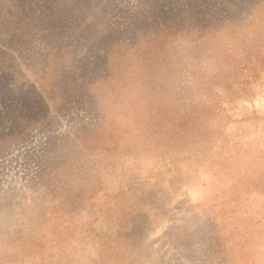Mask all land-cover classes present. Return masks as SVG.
<instances>
[{
    "label": "rangeland",
    "instance_id": "1",
    "mask_svg": "<svg viewBox=\"0 0 264 264\" xmlns=\"http://www.w3.org/2000/svg\"><path fill=\"white\" fill-rule=\"evenodd\" d=\"M55 3L0 0V264H264V0ZM195 11L205 46L145 36ZM159 41L206 70L205 145L140 96Z\"/></svg>",
    "mask_w": 264,
    "mask_h": 264
},
{
    "label": "trees",
    "instance_id": "2",
    "mask_svg": "<svg viewBox=\"0 0 264 264\" xmlns=\"http://www.w3.org/2000/svg\"><path fill=\"white\" fill-rule=\"evenodd\" d=\"M51 1V0H50ZM91 0H55V4L57 7L53 8V14L58 15L59 17L65 18V20H69L70 22L74 21L75 18H79L77 15V10L84 12L85 5ZM197 14L190 17H186L181 23H177L175 17L168 19L164 23H156L155 31L145 33V36H153L156 38H164L168 32H172L174 28L183 27L186 29L185 31H178L176 35L173 37V40L184 39L188 42H202L204 46L208 42L214 28L220 27L222 24V19L218 18L217 21L220 23H211L214 18V12H208L205 15L201 11H195ZM225 22L229 21L234 24L232 19L229 17H225ZM180 28V29H183ZM214 30L215 32L217 30ZM144 34V33H143ZM165 40V38H164ZM123 42H127L126 39H122ZM157 41V40H156ZM119 40L116 41L118 43ZM158 49L154 51L160 52L158 54L161 62L158 64L160 70V74L156 77L150 74V72L146 71V75L144 76V83L146 84V88L143 93H140L141 98L145 101L147 98L150 103L154 102V99L158 101V104L154 105L158 109H168V107H163L162 102L166 101L169 97L176 101V108L173 111V114L169 115L170 111H165L163 115L166 117V121H171L172 124L175 125V134L174 137L177 145H181L183 142L185 144L188 141L191 143L194 140L195 136H200L201 144L205 145L203 142L206 139L205 135L208 133L207 129V119L209 117V110L206 103H200L201 95L205 96V89L208 86L209 78L206 75V70L201 69V65L198 61H196L195 56L191 50L188 52L182 53L180 57L168 56V52L165 50L162 42H157L154 44ZM172 67L173 70H170L169 67ZM189 70L192 71V75L195 78L196 83L203 84L205 87L201 95H197L191 91V87L189 85L188 77L185 73H188ZM143 80L142 78H140ZM174 79L177 80V87L174 91V87L170 86V83ZM121 85L124 84V81H120ZM176 86V85H174ZM207 90V89H206ZM204 102V101H203ZM169 118V119H167ZM207 125V126H206ZM189 149V146L187 145ZM180 149H184L180 148ZM105 168V166L103 167ZM99 172L100 168H97ZM106 169V168H105ZM100 174V173H99ZM98 174V175H99ZM60 173L55 172V178H58ZM98 175H92L91 178L95 177L94 182H98ZM10 237V236H9Z\"/></svg>",
    "mask_w": 264,
    "mask_h": 264
}]
</instances>
